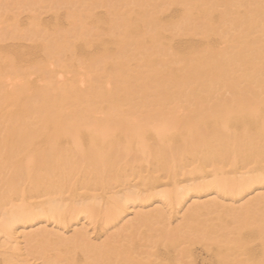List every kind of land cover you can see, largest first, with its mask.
Returning a JSON list of instances; mask_svg holds the SVG:
<instances>
[{
  "label": "bare ground",
  "instance_id": "bare-ground-1",
  "mask_svg": "<svg viewBox=\"0 0 264 264\" xmlns=\"http://www.w3.org/2000/svg\"><path fill=\"white\" fill-rule=\"evenodd\" d=\"M264 264V0H0V264Z\"/></svg>",
  "mask_w": 264,
  "mask_h": 264
},
{
  "label": "rangeland",
  "instance_id": "rangeland-1",
  "mask_svg": "<svg viewBox=\"0 0 264 264\" xmlns=\"http://www.w3.org/2000/svg\"><path fill=\"white\" fill-rule=\"evenodd\" d=\"M199 259L201 260L200 262V264H207L205 261H204V259H203V257L202 258H200V256H199Z\"/></svg>",
  "mask_w": 264,
  "mask_h": 264
}]
</instances>
